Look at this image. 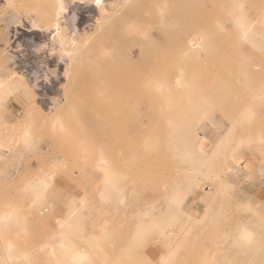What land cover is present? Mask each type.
<instances>
[{
  "label": "rangeland",
  "instance_id": "obj_1",
  "mask_svg": "<svg viewBox=\"0 0 264 264\" xmlns=\"http://www.w3.org/2000/svg\"><path fill=\"white\" fill-rule=\"evenodd\" d=\"M59 1L69 6L72 16L66 20L55 14ZM166 2L105 0L106 9H91L90 0H0V179L9 174L17 156L29 154L23 130L30 128L37 136L42 121L50 120L51 129L58 131L49 136L54 150L33 155L39 169L32 170L28 180L81 162L93 172L96 157L103 152L111 161H129L131 176L152 178L161 172L164 191L171 176L182 182L189 174V163L168 145L174 140L186 145L188 140L199 152L195 118L205 113L227 131L223 137L228 147L217 160L225 162L241 141L247 147L240 153L264 176V0ZM234 2L251 25L248 40L239 37L228 16ZM30 15L52 32L27 29ZM64 25L77 27L76 34L67 35ZM140 29H146L147 37L139 34ZM199 34L203 47L190 48L191 38ZM51 35L56 47L48 46ZM21 65L30 69L31 82L18 71ZM180 76L186 87L177 86ZM152 82H159L162 90H154ZM11 100L23 107L17 124L10 119ZM189 101L195 105H185ZM245 111L247 119L242 118ZM171 129H187L194 136L170 137ZM99 158L96 166L106 176ZM155 164L161 168L155 169ZM207 182L202 179L198 186ZM211 187L215 190L217 185ZM9 206L2 202L0 208ZM45 207L48 204L39 202L41 212ZM69 219L62 223L69 224ZM9 224L10 219L0 216V227ZM2 240H7L4 233ZM72 244L90 264L93 248ZM6 246L1 264H8V259L22 264L27 250L14 253L9 243ZM31 253V263L49 264L42 263L40 248Z\"/></svg>",
  "mask_w": 264,
  "mask_h": 264
},
{
  "label": "crops",
  "instance_id": "obj_2",
  "mask_svg": "<svg viewBox=\"0 0 264 264\" xmlns=\"http://www.w3.org/2000/svg\"><path fill=\"white\" fill-rule=\"evenodd\" d=\"M10 108L12 123L21 122L22 104L11 100ZM204 117L207 120L197 131L217 145L227 131L210 113ZM49 121H42L39 134L32 136L28 146L35 147L28 155L17 156L9 174L0 179V206L2 202L10 204L0 208V216L11 218L9 226L0 227V264L7 243L12 252L25 248L29 256L43 248L42 263L54 264L49 250L53 248L58 256L56 248L63 239L93 248L90 264H264V176L261 168L240 153L247 147L241 141L233 145L225 162L217 159L227 149V141L218 147L201 145L199 152L188 140L185 150L172 141L169 148L189 163V174L182 182L171 176L170 187L164 191L161 172L152 178L131 176L129 161H111L99 152L93 172L81 162L77 167H58L54 173H45L47 186L40 193L33 191L36 177H28L39 169L33 155H50L54 150L49 136L58 131L51 129ZM189 133L194 136L187 129H171L167 135ZM217 149L218 153L212 152ZM100 156L106 160V176L96 166ZM225 167L228 170L223 172ZM205 178V187H199ZM211 184L217 188L213 190ZM39 202L48 204L44 212ZM64 218H70L69 224L62 223ZM3 233L7 240H2Z\"/></svg>",
  "mask_w": 264,
  "mask_h": 264
},
{
  "label": "bare ground",
  "instance_id": "obj_3",
  "mask_svg": "<svg viewBox=\"0 0 264 264\" xmlns=\"http://www.w3.org/2000/svg\"><path fill=\"white\" fill-rule=\"evenodd\" d=\"M77 1L80 2L81 0H77ZM90 3H91L90 5L92 6L91 9H100V8H105L106 9L107 8V6L105 5L106 4L105 0H90ZM232 6L233 7H231V9L228 11V16L231 17V19L233 20V23H234L237 31L239 32V37L242 40H248V38H249V36L251 34V32H250V26L251 25L247 21L245 15L243 13L242 7L240 5H238L237 2H234ZM68 7L69 6L66 5L65 2L59 1L57 6H56V8H55V14L61 20H66V18L72 16L70 14V9ZM26 19H27L26 20L27 29L35 30V31H44L45 30V31L52 32L50 28L42 27L38 23V21L36 20L35 16L30 15L29 18H26ZM63 30L66 31L67 35H72V34H76L77 27H74V28L72 27L70 29L68 26L64 25V29ZM251 31H252V29H251ZM139 34H141L142 37H144V38L147 37L146 29H140L139 30ZM51 39H52V35H51ZM49 41H52V44L49 42L50 44L49 45L47 44L48 46H51V45H52V47H56L57 46V43H55L54 40H49ZM40 45L43 46L42 44H40ZM47 45L44 48L47 49V47H48ZM203 45H204V41H203V35L202 34H199V37H197V35H194L191 38L190 43H189V47L192 48V49H200V48L203 47ZM41 46H39V47H41ZM48 50H49V48L47 49V51ZM42 51L44 52V50H42ZM50 51H51V49H50ZM45 57H46V55H45ZM177 86L178 87H186V83H185V81H183L181 76L177 78ZM152 88L154 90L161 91L163 87H162V85L159 82H152ZM248 116H249V111L243 112V114H242V118L243 119H247ZM206 120H207L206 117H202L199 120L198 128H202L203 127V123ZM32 136H33V133L30 130V128H25L23 130V133H22V137L23 138L22 139H23V142L25 144H30V142L32 140ZM198 137H199V139L201 141V145L203 147H206V148L207 147H218L224 141V137H222V140L217 145H214V143H211V141L213 140L212 138H210V137L203 138L199 133H198ZM176 146H177V148H182V149L185 150V145H183V144L182 145L176 144ZM105 161H106L105 158L103 156H101L99 158V160H98V163H99V166L102 168L104 174L106 175V170L107 169L104 166ZM227 170H228V167H227ZM46 186H47V181L44 180V177L43 176H37L36 179H35V183L33 185V191H38V192L41 193L46 188ZM9 219H11L9 216L4 217L5 221H7ZM58 245H59L58 248H56V252H57L58 256H56V254L53 252V250H52L53 248H50V250H49L51 255H52V257H53L52 261H53L54 264H85L84 261L82 260V257L75 250V248L73 247V244L71 242H69L68 239H66V240L63 239ZM42 249L43 248H40V250H42ZM5 255L8 256L7 253H5ZM11 262H13V261H10V259L7 260L8 264H11ZM21 263L22 264H33V263H31L29 261V255L27 253L23 254V256L21 258Z\"/></svg>",
  "mask_w": 264,
  "mask_h": 264
},
{
  "label": "built area",
  "instance_id": "obj_4",
  "mask_svg": "<svg viewBox=\"0 0 264 264\" xmlns=\"http://www.w3.org/2000/svg\"><path fill=\"white\" fill-rule=\"evenodd\" d=\"M21 66L22 67L17 66L18 71L20 70L19 72H22L26 76L28 81L31 82L32 79H30L31 76L29 75L30 69L27 66H24V65H21Z\"/></svg>",
  "mask_w": 264,
  "mask_h": 264
}]
</instances>
